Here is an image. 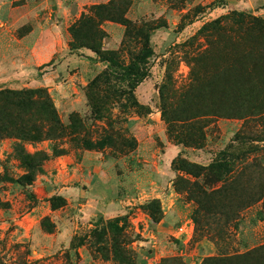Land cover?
<instances>
[{"label":"rangeland","instance_id":"rangeland-1","mask_svg":"<svg viewBox=\"0 0 264 264\" xmlns=\"http://www.w3.org/2000/svg\"><path fill=\"white\" fill-rule=\"evenodd\" d=\"M110 1L0 0V92L44 89L65 128L77 114L87 129L56 140L0 141V264H118L93 253L88 242L94 229L120 216L128 218V248L137 264L164 259L264 264V178L256 175L258 165L264 167V126L251 120L246 143H233L247 123L214 119L205 130V146L186 147L169 137L159 93L169 76L178 88L190 83L188 58L196 47L186 43L204 24L232 11L264 19V0H246L260 14L235 9L239 0H230V8L228 0H123L129 20L166 22L167 27L153 33L151 75L136 89L144 108L123 110L115 104L99 120L86 88L106 65L88 49L70 51V28L94 6ZM215 1L224 6L195 15L196 8ZM101 28L107 34L103 48L117 51L130 65L123 46L125 26L105 21ZM200 42V50L207 48ZM106 137L113 146L83 145L84 139L97 144ZM17 146L26 162L18 159ZM222 151L247 158L236 162L233 176L253 184L250 194L254 191L253 201L240 204L228 219L218 212L209 215L175 186L181 177L211 192L223 181L211 174L196 179L173 166L182 158L208 167ZM248 163L257 166L254 171L245 169ZM154 200L162 210L158 223L150 215Z\"/></svg>","mask_w":264,"mask_h":264},{"label":"trees","instance_id":"trees-1","mask_svg":"<svg viewBox=\"0 0 264 264\" xmlns=\"http://www.w3.org/2000/svg\"><path fill=\"white\" fill-rule=\"evenodd\" d=\"M223 6V3L215 1L205 8H196L195 15ZM127 11L123 0H112L108 4L94 6L90 14L84 15L70 28L73 39L70 51L75 53L88 49L106 65L86 88L89 104L99 120L104 119L115 104H120L123 110L144 108L136 97V89L151 75L150 61L155 54L152 35L156 30L167 27L166 22L159 21L135 23L126 17ZM105 21L125 26L123 46L127 47L130 55V65L124 63L117 51L103 48L107 34L101 27ZM184 27L185 23L181 29ZM201 40L207 46L204 50H200ZM187 44L196 47L193 56L188 58L190 83L178 88L169 76L159 90L169 137L186 147L202 148L206 142L205 130L214 119H238L247 124L233 143H246L244 132L251 120H257L264 126V19L232 11L204 24ZM133 45H136V50H132ZM70 121L69 128H65L52 98L44 89L0 92V141L7 137L21 141L56 140L68 134L87 133L77 114H73ZM83 145L86 149H103L113 146V140L106 137L94 144L84 139ZM20 149L17 146L18 159L23 163L27 158ZM54 153L62 154L56 148ZM238 161L246 163L247 158L239 159L230 151H222L208 167L178 159L173 163L175 171L196 179L211 174L224 183L221 188L207 192L198 182L179 177L175 186L209 215L218 212L228 219L240 204L253 201L254 191L250 194L253 184H244L238 176H233ZM245 167L254 171L257 166L248 163ZM258 169L256 175L264 178V167L258 165ZM262 182L260 191L263 193L264 179ZM149 207L152 221L158 223L162 214L160 202L154 200ZM128 228L129 221L125 216L109 220L91 232L88 242L91 250L118 264H137L136 254L128 248ZM159 264L181 263L175 259H164Z\"/></svg>","mask_w":264,"mask_h":264},{"label":"crops","instance_id":"crops-1","mask_svg":"<svg viewBox=\"0 0 264 264\" xmlns=\"http://www.w3.org/2000/svg\"><path fill=\"white\" fill-rule=\"evenodd\" d=\"M228 2H229L228 8H230V6L233 7L232 1L228 0ZM247 5H250V4H248L246 2V0H239L238 3H237V7H235V9L247 10V11L253 10L256 14H260V13L256 12V8H249L251 5L250 6H247Z\"/></svg>","mask_w":264,"mask_h":264}]
</instances>
